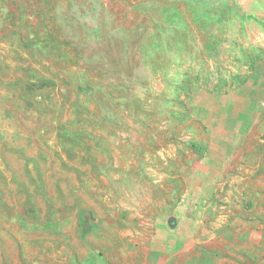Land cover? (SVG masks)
Wrapping results in <instances>:
<instances>
[{
    "label": "rangeland",
    "instance_id": "374dc122",
    "mask_svg": "<svg viewBox=\"0 0 264 264\" xmlns=\"http://www.w3.org/2000/svg\"><path fill=\"white\" fill-rule=\"evenodd\" d=\"M205 92L239 107L212 145L188 114ZM132 120L156 158L122 179L104 145ZM166 143L191 172L216 156L218 178L179 177ZM181 202L199 226L169 227ZM0 264H264V0H0Z\"/></svg>",
    "mask_w": 264,
    "mask_h": 264
},
{
    "label": "crops",
    "instance_id": "0c3cea01",
    "mask_svg": "<svg viewBox=\"0 0 264 264\" xmlns=\"http://www.w3.org/2000/svg\"><path fill=\"white\" fill-rule=\"evenodd\" d=\"M200 28L202 27L200 26ZM162 48L163 50H167L165 49L164 46ZM201 94H202L201 98L199 97L196 99H192L190 103L187 105L189 106L188 114L194 117L196 116L198 117V114L200 115L199 118L201 122L205 125V129L209 131L208 138H209V142L211 143L210 145H212L214 142L215 143L218 142L219 135L228 137L232 132H238L239 129L235 125H233V123L236 121L237 117L239 116L238 113L239 107L235 102L236 99L235 97H237V95L233 94L222 97L215 93L213 94L212 92L211 93L205 92ZM182 97L184 98V95L181 96V98ZM184 102L186 103L185 99ZM191 107L193 109H191ZM133 111L137 112L139 110H133ZM204 113L208 115L207 116L208 119L207 118L201 119L202 116L206 115ZM131 114L133 115L134 112H131ZM250 114L253 115L254 113H250ZM181 115L182 117L184 115L186 116V113H182ZM255 115L256 116L259 115L257 111L255 112ZM225 120L226 122H224ZM257 120L258 118L254 121L251 120L252 122L250 121L249 123L242 124L241 129L243 132H245L244 134L245 137L251 136V134L254 133L255 127H257L255 126V122ZM134 121L135 120H132L129 124L123 127L121 126V133L122 134L126 133L127 135H129L130 141L127 142L128 144L125 145L118 142H114L111 144L110 142H107L104 145V153L107 148L113 149V154H114L113 163L115 164V166L119 167L117 171L119 173V178L122 179H125L128 173L135 172L138 173L137 177H140L142 172L145 171L147 173L154 169L153 162L156 158L155 156L156 150L154 149L156 144H154V142H156V140L153 138H155V136L154 134L152 135L151 133H150L151 135H149L147 131L142 129L144 128L142 125L134 123ZM258 124H261L259 120L256 125ZM178 126L186 128L187 126L186 121L182 120ZM146 130H149V128L147 127ZM139 132H142V134H139ZM238 138H240V136H238ZM254 144H252L251 146L253 147ZM158 146H160V144ZM165 146L167 147V155L169 156L173 155L174 164L175 167H177V172H178L177 174L179 177H183L185 179L193 178L196 180L198 179L216 180L218 178V175L216 174H220V170L217 169L221 168V166L219 163L216 164V162L219 161V159H217L216 156L213 158L214 160L212 161V159L206 158L205 156H199V154L195 152V154H197L199 157L195 161L196 170L194 172H191L189 166L185 165L184 162L180 161L179 151L177 150V154H176L175 145H173L172 143H166ZM137 149H142L143 152L142 151L139 152ZM94 153L97 155L98 151H94ZM220 158L222 160V155ZM102 162L103 161L99 160L100 164H102ZM212 162H214L215 164L212 165ZM223 164H225V162H223ZM141 168L142 170H140ZM187 194H188V190L186 191V193H183L182 195L186 196ZM151 207L155 208V206H151ZM201 209L202 207L196 203L191 205L181 202L175 207L173 214L167 218V223H169L170 217H174L175 224L174 226L169 225V227L176 228L179 223L181 224L182 222H184V223H188V227L192 225V228L194 229L195 227L199 226V224L201 223V219H199ZM167 210L164 211L168 212ZM162 214H163L162 209L161 210L155 209V211L152 212V215L149 216L150 221L149 220L148 221L151 222L152 220H154L155 224L158 225L161 222L160 217ZM187 219H189V222L187 221ZM158 229L159 228H157L155 238L156 237L159 238L160 236Z\"/></svg>",
    "mask_w": 264,
    "mask_h": 264
},
{
    "label": "trees",
    "instance_id": "16d2710c",
    "mask_svg": "<svg viewBox=\"0 0 264 264\" xmlns=\"http://www.w3.org/2000/svg\"><path fill=\"white\" fill-rule=\"evenodd\" d=\"M226 6H228V5H226ZM187 7L190 8V10H191V13L193 15V21L197 22L198 24L203 23L204 27H206L207 25L212 24V23L214 24V22L216 23L217 19H220V15H219L220 13H218V10H216V9H213V12L210 13V12H207L205 8L201 7L200 4L195 3V2H191V1H190V3H187ZM231 12H235L233 8L231 9ZM237 13L239 14L238 16L241 18V20H246L249 17L256 19L255 16H250L249 14H247L246 11H242L241 13L238 11ZM169 15H170V20H172V17H174V15H176V14L174 13V11H171V12H169ZM256 20H258V19H256ZM192 145L193 144H191V146Z\"/></svg>",
    "mask_w": 264,
    "mask_h": 264
},
{
    "label": "water",
    "instance_id": "95a60500",
    "mask_svg": "<svg viewBox=\"0 0 264 264\" xmlns=\"http://www.w3.org/2000/svg\"><path fill=\"white\" fill-rule=\"evenodd\" d=\"M169 224H170L171 226H174V224H175V219H174V217H170V218H169Z\"/></svg>",
    "mask_w": 264,
    "mask_h": 264
}]
</instances>
